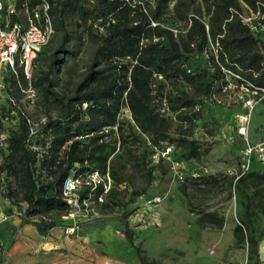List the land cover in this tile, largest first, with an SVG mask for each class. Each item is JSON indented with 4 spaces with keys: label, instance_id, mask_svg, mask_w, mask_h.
<instances>
[{
    "label": "trees",
    "instance_id": "obj_1",
    "mask_svg": "<svg viewBox=\"0 0 264 264\" xmlns=\"http://www.w3.org/2000/svg\"><path fill=\"white\" fill-rule=\"evenodd\" d=\"M196 1L177 0L173 5L175 19L185 21V33L176 25H162V15L171 0L53 1L51 15L61 38L47 58L46 69L35 77L31 75V83L35 90L43 92L46 101L52 99L58 105L59 115L39 124L35 136L31 137L25 113L19 111L18 127L10 130L4 142L6 147L0 150V173H5L8 182L7 197L15 196L27 205L23 222L31 217L39 218L35 225L41 233L57 225L68 210L61 191L71 170L79 174L95 170L108 172L112 185L107 196L114 200L121 192L119 186L124 185L123 191L130 189L128 165L146 166L144 159L155 149L165 145H172L174 149V143L179 141L183 144V156L200 161L208 148L200 151V146L188 140L183 132L173 137V119L161 113L159 105L165 99L174 119L191 124L197 115L195 106L226 83L220 66L264 87V40L261 33L251 31L241 22L238 0H203L210 15L207 25L198 14L191 12ZM241 1L264 14V0ZM29 3L32 7L37 0ZM67 17L76 29L86 32L95 49L72 93L59 96L51 90L53 75L66 69L72 58L68 49L72 34L66 26ZM152 21L157 24L153 26ZM173 28L179 32L173 33ZM208 40L212 44L218 42L217 54L209 55L210 67L190 70L186 54L204 51ZM42 49L37 55L45 53ZM156 80L159 82L154 88ZM84 103L86 108H82ZM123 107L129 109L133 124L117 118ZM114 125L119 143L116 152L111 133L105 130ZM149 173L150 169L147 177ZM190 183L191 186H181L185 196L189 195V187L201 191L220 182L216 177L198 176ZM229 184L244 193L246 199L243 218L233 227L235 245L247 243L255 247L259 238L253 231L250 215L255 200L264 219V171H240L230 178ZM131 194L137 195L138 191ZM195 213L201 228L224 226L223 216L216 212L198 210ZM121 225L140 264H155V261L147 262L142 249L135 245V236L127 222ZM249 264L261 263L256 259Z\"/></svg>",
    "mask_w": 264,
    "mask_h": 264
},
{
    "label": "rangeland",
    "instance_id": "obj_2",
    "mask_svg": "<svg viewBox=\"0 0 264 264\" xmlns=\"http://www.w3.org/2000/svg\"><path fill=\"white\" fill-rule=\"evenodd\" d=\"M10 1L12 0L7 2ZM176 1L171 0L168 9L162 15L161 22L166 27L176 25L185 33L187 29L185 21L178 22L172 10ZM16 2L19 3V0ZM238 4L239 13L243 16H248L253 11L241 0H238ZM194 9L191 12L198 14L207 25L210 15L203 0H197ZM16 11L19 18L24 19V13L19 6ZM66 26L72 34L68 44L72 58L68 61L66 69L58 75H53L54 85L51 90L59 96H69L72 93L90 64L95 49L94 43L91 42L86 32L81 28L76 29L69 17L66 18ZM60 38V32L55 31L43 48L45 53L41 56L36 55L35 58L38 60L31 71L33 77L46 69L47 58L57 48ZM213 52L212 41L208 40L204 51L186 54L188 68L190 70L209 68V55ZM15 72L6 70L2 74L0 150L1 147H6L4 142L10 130L18 127L19 111L24 112L38 124H43L47 118H55L59 115L58 105L52 99L46 101L41 90L34 89L36 93L33 99H29L27 94L21 92L19 87H24L25 82L21 76L19 64L15 67ZM158 82V80L155 81L154 88H157ZM170 88L171 86L168 87ZM182 89L187 88L182 87ZM236 108V104L230 107L220 106L213 100L204 98L201 104L195 106L194 111L197 115L191 124L174 119V114L171 113L173 119L171 135L173 137L183 132L188 140L200 146V151L208 148L207 155L200 161L183 156V144L177 141L174 143L175 148L167 158L158 159L160 154L156 157L154 150L144 159L146 166H142L141 163L139 167L128 165L129 191H123V185H121L118 189L121 192L116 199L111 200L106 194L103 196V202L97 204L100 212L97 221L102 223L101 226L104 227L102 231L109 229L110 235L116 234L117 236L111 237L112 246L119 247L120 241L116 238H121V243L127 248L126 250L124 248L113 250L104 243L103 254L108 264H134L139 261L135 249L123 235L121 225L123 221L127 222L128 227L133 231L134 243L142 249L147 262L155 261V264H249L258 259L261 264H264V219L255 205V200L251 207L250 218L255 236L259 238L258 245L255 247H249L247 243L240 247L235 245L233 227L240 218H243V206L246 199L244 193L235 190L229 184L230 178L242 171V165L246 162L245 148L256 144L264 146V99L253 112L247 138H241L234 130L233 115ZM117 118L126 124H133L131 114L123 109L119 111ZM112 127L108 128V131L111 133V141L115 142L116 152L119 143L116 137L117 131ZM142 138L144 139L143 136ZM250 159L248 170L264 171V165L255 153L250 156ZM1 161L0 152V164ZM251 161L253 165H256L255 167L251 166ZM148 169H150L149 177L146 176ZM198 176L216 177L220 183L216 187L204 185L205 188L201 191L189 187V195L185 196L181 192V186L183 184L191 186V179H196ZM7 184L5 173H0L2 203L5 206L9 205L11 215L17 216L14 209L20 208L24 202H19L15 196L7 197ZM132 191H138V194L132 195ZM154 197H159L160 201L149 204L148 199ZM198 210L216 212L219 216H223L224 226L221 229L209 226L201 228L196 221L195 211ZM33 219L35 223L39 221L37 217ZM75 221L78 223V218ZM73 222L74 220L62 216L56 227L61 228L65 233V227L72 225ZM82 224L78 223V226Z\"/></svg>",
    "mask_w": 264,
    "mask_h": 264
},
{
    "label": "built area",
    "instance_id": "obj_3",
    "mask_svg": "<svg viewBox=\"0 0 264 264\" xmlns=\"http://www.w3.org/2000/svg\"><path fill=\"white\" fill-rule=\"evenodd\" d=\"M0 0V90L3 87L2 74L4 71L16 73L15 67L19 64L22 72V78L25 82L24 87H19L21 92L27 94L29 99L35 96V90L31 84V71L34 60L38 52L48 44L55 33L51 7L55 0H37L34 6H30V0H16L7 2ZM129 1V0H126ZM18 4V5H16ZM24 13V19L19 18L16 8ZM241 22L257 34L261 33L264 40V14L258 10L251 11L248 16L239 13ZM157 23L152 21V25ZM101 29V28H100ZM208 27L206 26V30ZM177 34V29H171ZM213 53L217 54L218 42L212 44ZM217 58V55H215ZM221 71L226 77V83L223 84L217 93L210 94L205 98L213 100L217 105L230 107L236 104L239 110L234 111L233 124L234 130L241 138H247L249 124L256 106L264 99V87H259L253 83L243 80L239 74L232 72L220 66ZM160 77V76H159ZM233 95V97H232ZM84 103L82 108H86ZM123 110L129 112L127 107ZM159 111L166 116H171L167 102L162 99L159 105ZM130 113V112H129ZM29 126V135L35 136L38 130V123L33 122L26 114ZM111 128V127H108ZM108 128L105 130L108 131ZM115 131L116 125L112 127ZM37 149L36 147H33ZM173 150L172 145H165L161 149H155V156L158 154L162 159L169 157ZM159 152V153H158ZM255 153L258 160L264 165V146L256 144L248 146L244 151L245 164L242 165V172L248 170L250 156ZM112 185L108 172L101 173L97 170L79 174L71 170L62 184L61 196L66 202L68 210L63 218L74 220L73 224L65 227V233L74 234L78 227L76 218H83L85 222L100 216L97 204L103 202L105 196ZM124 187V185L122 186ZM160 201L159 197L148 199L149 204ZM26 204L23 203L20 208L14 209L17 216H22ZM2 247L0 245V255Z\"/></svg>",
    "mask_w": 264,
    "mask_h": 264
},
{
    "label": "crops",
    "instance_id": "obj_4",
    "mask_svg": "<svg viewBox=\"0 0 264 264\" xmlns=\"http://www.w3.org/2000/svg\"><path fill=\"white\" fill-rule=\"evenodd\" d=\"M237 110L238 106L234 111ZM251 166L256 165L251 161ZM9 209L0 197V245L4 249L0 264H108L103 254L104 243L113 250L127 249L121 238H116L120 241L119 247L112 246L110 239L117 236L110 235L109 229L102 231L104 227L98 218L88 222L78 218V223L83 224L74 235H66L56 226L39 233L33 217L23 222L22 216L11 215Z\"/></svg>",
    "mask_w": 264,
    "mask_h": 264
}]
</instances>
